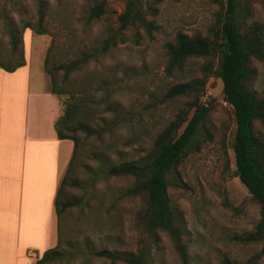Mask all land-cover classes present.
<instances>
[{"label":"rangeland","instance_id":"rangeland-1","mask_svg":"<svg viewBox=\"0 0 264 264\" xmlns=\"http://www.w3.org/2000/svg\"><path fill=\"white\" fill-rule=\"evenodd\" d=\"M95 1L98 0H43L46 5L44 19L49 21L48 26L58 46L52 52L54 63L69 62L80 52L99 46L107 26H117V16L123 11L126 0H105L107 14L93 22L84 33L82 18ZM140 1L155 10V13L146 10V20L154 24L150 34L140 28L127 30L129 38L135 32L139 33L138 44L128 41L118 45L108 56L98 62H90L66 81V87L74 89L73 83L84 76L86 84L92 85L82 93L88 97L85 103L89 106L84 107L83 114L77 116L71 127L82 123L90 129H101L112 120L113 113L106 111L103 103L98 106L89 103L93 96L99 100L107 94L108 106L113 107L117 102L127 115L120 126L113 128L109 134L103 132L100 139L84 131L75 132L77 154L63 186L60 202L78 204L62 210L60 214L58 250L61 256L54 263L125 264L96 257L95 253L107 250L135 254L147 240L138 221L144 208L143 199L126 195L133 187V178L102 179L101 170L106 161L116 165L144 156L156 134L173 119L178 109L190 102L187 96L164 100L166 91L176 84L197 78L205 82L200 102L209 107V112L204 131L198 135L199 149L191 152L179 168V178L184 186H171L168 194L184 233L182 239L186 244L189 264H220L223 255L244 264L260 251L261 245H240L230 238L252 231L259 220V210L235 174L232 108L224 100L220 80L204 71L210 58L190 59L180 70L171 74L166 72V43L172 42L177 33L210 37L219 7L214 0ZM39 3L40 0H0V62L6 60L5 53L9 50L3 17L10 18L17 26L22 21H31L36 25ZM250 9L246 24L257 23L264 29L262 5L255 2ZM30 33L26 34L23 47L26 44L27 55L33 70H36L45 59L52 37ZM24 34L25 30L22 40ZM29 46H32L31 51ZM34 46H38V50ZM216 61L211 60L213 68ZM111 67L114 75L109 71ZM250 69L248 89L261 96L264 91V65L251 59ZM62 75L61 71L58 72L57 79L60 80ZM103 80L108 84V92H94L93 88ZM59 98L63 115L68 96ZM254 128L264 134V125L255 123ZM99 153L105 155L99 157ZM257 263L264 264V256ZM151 264H182L173 241L166 233L158 234Z\"/></svg>","mask_w":264,"mask_h":264},{"label":"trees","instance_id":"trees-1","mask_svg":"<svg viewBox=\"0 0 264 264\" xmlns=\"http://www.w3.org/2000/svg\"><path fill=\"white\" fill-rule=\"evenodd\" d=\"M255 2L262 5L264 11V0H214L219 7V14L210 37L177 33L174 40L165 45L168 58L167 74L180 70L190 59L210 58L212 62L214 59L217 60L215 68L210 60L204 66V71L220 80L224 100L232 108L235 122L232 143L235 174L259 210V220L252 231L233 235L230 238L240 245H261L260 251L244 264H258L257 261L264 256V134L256 132L254 128L255 123L264 125V91L261 96H257L247 86L251 80V59L264 65V29L257 23L247 25L245 22L250 17V8ZM45 7L43 0H40L36 25L31 21H22L21 25L17 26L10 18L3 17L9 50L5 53L6 60L0 62V69L13 72L25 65L22 40L24 30L29 29L36 35L52 37L43 69L50 79L51 94L57 97L68 96L64 103L63 115L55 122L54 129L59 140H70L73 143L71 160L60 181L54 202L55 214L59 219L62 210L78 204V202H60L63 186L69 178L68 174L77 154L78 138L75 132L84 131L87 135L100 139L103 132L109 134L113 128L120 126L126 119L125 114L127 115L126 111L120 109L117 102L113 107L108 106L107 94L99 100L93 96L88 100L89 103L95 106L103 103L106 111L113 113L112 120L101 129H90L82 123L71 127L72 122L78 119L77 116L83 114L84 107L89 106L87 102L85 103L88 97L86 98L82 93H85L92 85L86 84L84 76L77 78L79 82L73 83L74 89L67 88L66 81L70 76L81 72L90 62H98L99 59L108 56L118 45L128 41L138 44L139 33L135 32L129 38L126 31L140 28L149 35L154 29V24L146 20V10L150 13H155V10L148 8L140 0H126L123 11L117 16V26H107L99 46L80 52L69 62L56 64L52 52L58 46L48 26L49 21L44 19ZM106 14L105 0L95 1L89 6L82 18L84 33L93 22L101 20ZM60 71L63 75L58 80L57 74ZM109 71L114 75L112 67ZM204 86V81L192 78L166 91L164 100L176 96H187L190 102L178 109L173 119L156 134L150 150L144 156L116 165H110L105 160L106 164L101 170L102 179L106 177L133 178V187L126 195L140 196L143 199L144 208L138 216V221L146 233L147 240L135 254L102 250L95 253L96 257L125 264H151L152 254L157 248L158 234L163 232L173 241L181 263L189 264L186 244L182 239L184 233L179 217L171 205L168 189L171 186H184L179 178V168L191 152L199 149L198 135L202 133L205 118L209 112V107L200 102V94ZM93 89L94 92L109 90L105 80ZM103 155L105 154L99 153V157ZM60 256V251L55 248L46 251L36 264H55L54 262L59 260ZM220 264L238 263L223 255Z\"/></svg>","mask_w":264,"mask_h":264},{"label":"crops","instance_id":"crops-1","mask_svg":"<svg viewBox=\"0 0 264 264\" xmlns=\"http://www.w3.org/2000/svg\"><path fill=\"white\" fill-rule=\"evenodd\" d=\"M26 49L24 66L0 70V264H36L59 248L54 202L73 153V143L56 136L62 103L50 92L44 59L33 70Z\"/></svg>","mask_w":264,"mask_h":264}]
</instances>
